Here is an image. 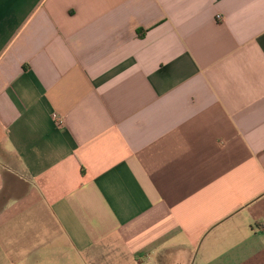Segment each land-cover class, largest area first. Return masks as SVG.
I'll use <instances>...</instances> for the list:
<instances>
[{
    "label": "crops",
    "instance_id": "1",
    "mask_svg": "<svg viewBox=\"0 0 264 264\" xmlns=\"http://www.w3.org/2000/svg\"><path fill=\"white\" fill-rule=\"evenodd\" d=\"M0 264H264V0H0Z\"/></svg>",
    "mask_w": 264,
    "mask_h": 264
},
{
    "label": "built area",
    "instance_id": "2",
    "mask_svg": "<svg viewBox=\"0 0 264 264\" xmlns=\"http://www.w3.org/2000/svg\"><path fill=\"white\" fill-rule=\"evenodd\" d=\"M52 120L57 128H61L63 126V118L59 114L54 113L52 115Z\"/></svg>",
    "mask_w": 264,
    "mask_h": 264
}]
</instances>
